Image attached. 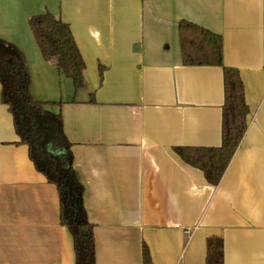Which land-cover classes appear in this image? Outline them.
Instances as JSON below:
<instances>
[{
    "label": "crops",
    "instance_id": "crops-1",
    "mask_svg": "<svg viewBox=\"0 0 264 264\" xmlns=\"http://www.w3.org/2000/svg\"><path fill=\"white\" fill-rule=\"evenodd\" d=\"M45 12L84 60L76 93L29 28ZM180 21L221 36L244 87L247 128L216 186L173 150L220 146L224 104L221 66L182 63ZM0 40L34 99L60 102L48 110L72 143L96 264H142L143 244L151 264H206L214 237L223 264H264V0H0ZM17 140L0 83V264H75L56 187Z\"/></svg>",
    "mask_w": 264,
    "mask_h": 264
},
{
    "label": "trees",
    "instance_id": "trees-1",
    "mask_svg": "<svg viewBox=\"0 0 264 264\" xmlns=\"http://www.w3.org/2000/svg\"><path fill=\"white\" fill-rule=\"evenodd\" d=\"M28 25L41 56L53 61L61 76L71 81L74 92L85 86V63L70 27L49 12L31 16ZM182 63L186 66H221L224 78V104L221 144L218 147H174L179 158L202 171L206 182L216 186L246 128L248 107L238 71L223 65L222 38L188 21L178 24ZM101 69V68H100ZM102 78V71L100 70ZM0 83L2 103L12 116L16 144L26 145L28 157L38 172L56 187L59 222L72 236L75 264H96L94 225L88 221L83 204V186L73 168L72 143L63 132L62 116L48 110L59 104L38 101L31 94L32 79L17 51L0 40ZM90 102L94 101L93 94ZM206 264H223V242L207 240ZM142 264H151L148 247L142 245Z\"/></svg>",
    "mask_w": 264,
    "mask_h": 264
}]
</instances>
